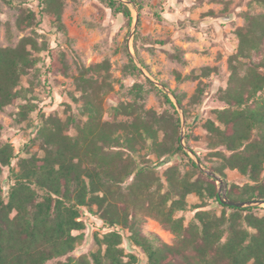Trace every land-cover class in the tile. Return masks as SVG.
Returning <instances> with one entry per match:
<instances>
[{"label": "trees", "instance_id": "trees-1", "mask_svg": "<svg viewBox=\"0 0 264 264\" xmlns=\"http://www.w3.org/2000/svg\"><path fill=\"white\" fill-rule=\"evenodd\" d=\"M65 1L37 0L39 13L22 8L17 27L21 31L39 27L46 16L66 33ZM102 1L115 14L133 21L124 2ZM255 2L263 12L235 33L237 52L229 60L231 75L222 95L226 107L216 110L204 125L213 145L229 152L216 153L223 165L213 172L226 180L229 168L249 181L230 185L229 198L240 202L264 201V0ZM29 47L37 50L38 44L24 38L16 47H0V112L28 96L22 78L39 63ZM129 57L130 70L141 75ZM48 58L49 70H56L54 50ZM148 83L164 104L176 110L168 94ZM202 93L199 88L197 94ZM175 98L183 106L182 99ZM86 104L87 121L76 136L66 133L70 123L50 116L35 124L30 141L18 148L3 140L0 123V176L5 169L10 176L6 196L0 186V264H140L144 259L148 264H264V213H260L264 209L222 204L216 179L204 174L181 144L180 118L121 103L111 111L113 122H107L101 99ZM19 108V115L27 120L37 106L28 100ZM122 116L133 121L119 123ZM37 137L43 156L30 152ZM124 144L126 154L118 149ZM150 154H156L159 162L179 157L190 170L172 166L161 178L147 159ZM193 194L201 205L195 207V220L186 225L177 214L188 209ZM210 202L221 208L220 215L203 210ZM92 215L103 224L101 234H94L95 249L75 257L90 230L86 218ZM149 218L176 241L168 244L147 233L144 226Z\"/></svg>", "mask_w": 264, "mask_h": 264}, {"label": "rangeland", "instance_id": "rangeland-1", "mask_svg": "<svg viewBox=\"0 0 264 264\" xmlns=\"http://www.w3.org/2000/svg\"><path fill=\"white\" fill-rule=\"evenodd\" d=\"M125 1L132 12V22L122 14H115L102 0H66L63 24L67 32L63 33L46 16L39 27L21 31L17 27L20 10L29 7L39 13L37 0L28 3L0 0V47H16L22 39L32 38L38 47L37 50L29 47V50L39 59L38 65L22 78V88L28 96L0 112L3 140L19 148L24 141H30L33 126L50 116L61 119L65 125L70 123L66 133L76 136L87 121V101H103V121L107 122L114 120L111 114L114 107L133 103L174 120L180 118V137L185 121L186 146L207 170L213 172V168L223 165L221 156L216 153L229 155V152L213 145L204 125L215 117L216 110L226 107L222 95L230 80L229 60L237 52V28L247 25L249 18L263 9L255 0ZM50 50L55 51L57 67L54 71L49 70ZM128 54L131 57L133 54L137 67V61L142 66L141 75L130 70ZM100 65L103 66L98 68ZM148 82L167 94L158 86L160 84L182 99L185 120L176 105L174 110L164 104L160 93ZM199 88L203 90L201 95L197 94ZM28 100L33 101L37 109L24 120L19 115V107ZM117 121L131 123L133 118L122 116ZM40 143L37 137L30 146L32 154L44 155ZM118 149L128 153L125 144ZM185 152L195 162L193 155ZM141 153L146 155L147 151ZM147 159L161 178L172 166L180 167L183 172L190 170L179 157H167L159 162L156 154H150ZM225 173L228 191L230 185L243 186L249 182L237 170L227 168ZM9 177L7 169L0 176L4 196L8 193ZM130 183L131 180L126 185ZM198 205L201 200L190 195L188 209L177 217L189 224L195 220ZM257 208L263 210L264 206ZM203 210L221 214V208L212 202ZM86 221L90 230L74 253L75 257L94 250V234H101L103 229L97 216L87 217ZM144 230L157 234L165 243L176 241V237L154 219L147 220ZM125 247L127 252L132 251L127 240ZM140 264L148 263L144 259Z\"/></svg>", "mask_w": 264, "mask_h": 264}, {"label": "water", "instance_id": "water-1", "mask_svg": "<svg viewBox=\"0 0 264 264\" xmlns=\"http://www.w3.org/2000/svg\"><path fill=\"white\" fill-rule=\"evenodd\" d=\"M121 2H126L125 0H119ZM138 24V20L136 23V26ZM132 58H134L133 54H132ZM138 64V68L140 70H143L142 66L139 64V62L137 61ZM158 86H160L163 90H165L167 92V94L173 99L174 104L176 105V107L179 109L183 119L185 120V116H184V111L182 106L179 104V102L177 101V99L175 98V96L173 95V93L167 89L166 87L158 84ZM185 121L183 123V129H182V135H181V144L184 147V149L191 153L195 159V162L197 164V166L199 168H201L207 175L213 177L214 179H216L218 185H219V194L221 197V202L224 205L230 206V207H235V208H246V207H257V206H264V201L260 202V201H256V202H240V201H235L229 198L228 196V185L226 183V181L220 177L219 175L215 174L212 171L207 170L202 163L196 158V156L193 154V152L186 146L185 144V137H186V132H185Z\"/></svg>", "mask_w": 264, "mask_h": 264}]
</instances>
